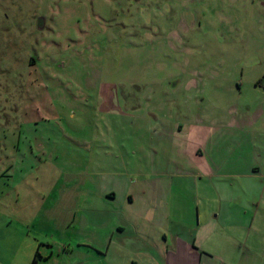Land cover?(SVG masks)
Masks as SVG:
<instances>
[{"label": "rangeland", "instance_id": "obj_1", "mask_svg": "<svg viewBox=\"0 0 264 264\" xmlns=\"http://www.w3.org/2000/svg\"><path fill=\"white\" fill-rule=\"evenodd\" d=\"M263 76L264 0H0V229L45 253L114 229L149 264L152 182L201 150L229 183Z\"/></svg>", "mask_w": 264, "mask_h": 264}, {"label": "crops", "instance_id": "obj_2", "mask_svg": "<svg viewBox=\"0 0 264 264\" xmlns=\"http://www.w3.org/2000/svg\"><path fill=\"white\" fill-rule=\"evenodd\" d=\"M232 123L236 130L232 132L230 154L235 155L234 169H238L231 173L229 183L218 173L220 164L201 161V150L191 159L192 166L186 162L174 175L177 182L167 188L160 181L152 182L146 218L157 224L159 221L161 230L141 233L135 228L136 237L146 243L149 264H264V117H258L259 126L252 118ZM175 188L179 200L173 196L171 202L178 200L184 207L174 209L166 203ZM109 198L115 199V195ZM129 199L133 202L132 197ZM190 203L195 207L190 208ZM7 231L0 229L4 236L0 264H140L134 249L138 243L125 247L114 229L96 245L90 240L74 244L67 238L48 241L47 253L40 239L34 245L29 242V233L19 232L13 237ZM124 231L119 227V232ZM124 249L135 255L126 254Z\"/></svg>", "mask_w": 264, "mask_h": 264}, {"label": "trees", "instance_id": "obj_3", "mask_svg": "<svg viewBox=\"0 0 264 264\" xmlns=\"http://www.w3.org/2000/svg\"><path fill=\"white\" fill-rule=\"evenodd\" d=\"M257 85H258V86L262 85V86L264 87V76H263V77L257 82ZM38 255H39V254H37V256H38ZM36 260H37V258H34L33 263H35Z\"/></svg>", "mask_w": 264, "mask_h": 264}]
</instances>
